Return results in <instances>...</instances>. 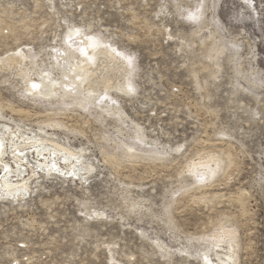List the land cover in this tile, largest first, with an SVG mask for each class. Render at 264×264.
Instances as JSON below:
<instances>
[{
	"label": "rangeland",
	"instance_id": "1",
	"mask_svg": "<svg viewBox=\"0 0 264 264\" xmlns=\"http://www.w3.org/2000/svg\"><path fill=\"white\" fill-rule=\"evenodd\" d=\"M1 122L81 156L24 150L0 264H264V0H0Z\"/></svg>",
	"mask_w": 264,
	"mask_h": 264
},
{
	"label": "bare ground",
	"instance_id": "2",
	"mask_svg": "<svg viewBox=\"0 0 264 264\" xmlns=\"http://www.w3.org/2000/svg\"><path fill=\"white\" fill-rule=\"evenodd\" d=\"M80 41H82V38H81ZM96 45L97 44L95 43V40L92 39V38L85 39V40L83 39V46H84L85 50L83 49L84 52H83V50L82 51L80 50V51L83 52L82 58L84 57L83 58L84 60H87L88 57H89L88 55L93 53V50L95 49ZM82 48L83 47H81V49ZM68 53H69V51H68ZM70 54H73V53H70ZM70 54H68V55L65 54V55L70 56ZM74 55H73V57L75 58ZM78 56H81V55H78ZM91 56H92V54H91ZM73 57H72V59H74ZM78 59H79V57H78ZM75 60L76 59H74V61ZM85 62H87V61H85ZM86 64H85V66H86ZM80 68H82V67L78 66V64H76V63H73L70 66V68H69V70H70L69 74L71 76V81L74 83V86H76L77 88L80 87V82H79L80 79H77L76 75L79 72L81 73L82 70H80ZM62 78H63V76H62ZM46 79H48V78H46ZM62 84H63V80L54 81L53 83L47 82V81L44 82V85L49 89V91H51V93L52 92L53 93L54 92H58V91H56L57 90L56 88H59V87L55 88V85L62 86L63 91H65L67 93V90H66L65 86H63ZM90 86H91V84H90ZM33 88L34 87H32V89ZM30 89H31V87H30ZM35 89H34L35 93L38 92V90H35ZM93 91L94 90L91 89V92H93ZM47 93H48V90H47ZM62 94H63V92H62ZM0 125H1L0 126L1 127L0 128V186L3 188V191H7L9 194L14 196L17 193L21 194L23 191H26V190L29 189V185H28V179L29 178L23 177V176H22V178L20 177L21 173H24L23 170H24L25 163H23V160H25V154L23 155V152H24L25 149L33 148V151L31 150L32 151V156L36 155L37 162H38L37 164H40V166L42 165V167H44L46 170H50L52 168L55 169L56 166L59 164L58 161H59V159H61V157H65V158H67L69 160H70L71 157H75V158H72V159H75V160H72L69 163L68 171L69 172L70 171H72V172L74 171L75 172V170H78V168L76 167V161L79 160V157L81 156L80 154L72 152L69 149H66L65 147L60 145L59 143H57V142H55L53 140H48L47 138L43 137L41 134H37L36 132L32 131V132H29V133H24V132H20L19 133L18 128L16 129L17 132L13 131V130H9V128H8L9 124L7 122H1ZM10 129H11V127H10ZM7 146L12 147V150L14 151L13 159H14V162H15L16 165H13V164L9 163L8 160H2L4 158V155L5 156L7 155V153H6V150H7L6 147ZM61 152H63V153L61 154ZM59 168H61L60 164H59ZM85 171H87V170H85ZM85 173L86 172H84L83 174H85Z\"/></svg>",
	"mask_w": 264,
	"mask_h": 264
}]
</instances>
